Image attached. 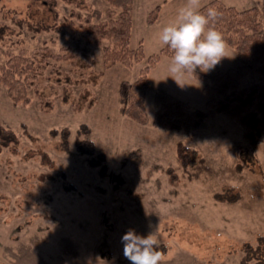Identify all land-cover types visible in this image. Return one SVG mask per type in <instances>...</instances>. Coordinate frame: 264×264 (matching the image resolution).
I'll return each mask as SVG.
<instances>
[{
  "label": "rangeland",
  "instance_id": "rangeland-1",
  "mask_svg": "<svg viewBox=\"0 0 264 264\" xmlns=\"http://www.w3.org/2000/svg\"><path fill=\"white\" fill-rule=\"evenodd\" d=\"M109 1L0 0V264H131L130 229L157 231L163 264H244L246 245L264 236L262 86L239 118L223 110L177 130L155 126L159 90L207 113L204 86L238 52L227 44L216 70L178 85L158 37L185 0H131L121 21L112 3L122 0ZM220 1L241 10L263 0ZM125 24L134 51L116 59ZM259 82L247 73L239 87ZM175 109L164 110L183 114ZM84 140L92 152H80ZM178 142L196 150L193 165L179 163Z\"/></svg>",
  "mask_w": 264,
  "mask_h": 264
},
{
  "label": "trees",
  "instance_id": "trees-1",
  "mask_svg": "<svg viewBox=\"0 0 264 264\" xmlns=\"http://www.w3.org/2000/svg\"><path fill=\"white\" fill-rule=\"evenodd\" d=\"M109 1V0H108ZM110 2V1H109ZM114 6H118L121 8L120 12V21L122 16H129L130 18V5L131 0H122L120 3L114 4ZM128 7V8H127ZM212 7L218 10L220 13L216 22L214 23V27L223 34V38L227 44L236 48L240 62L226 71L216 70L215 66V74L211 77L210 84H206L204 86V90L208 95L207 105L209 111L206 113L204 111L198 109H190V107L174 97L173 95L159 90L157 92V100H158V109L161 113L157 116L154 121V125L165 130H177L180 128H184L189 119H193L194 116H200L201 119H205L208 114H211L216 111H226V113L233 117L239 118L243 112V110L238 108V105L241 104L244 99H246L249 94L255 93L259 87L262 86V90L264 91V84L262 82L256 83L253 86L248 88H240L239 81L241 78L245 76L247 73H255L260 77L264 78V29L259 28L260 24L264 23V0L260 5L252 6L247 9H237L234 6H229L223 3L220 0H213L209 2L204 7L201 8V11H206L207 8ZM249 16L251 18H249ZM129 18L127 22L129 21ZM244 18V19H243ZM126 21V20H125ZM129 24V22H128ZM123 25L124 30V40L122 41V48L118 50L120 56L117 55L116 59H126L130 57L129 55L133 53V49H131L128 45L129 40V25ZM107 51L105 50L104 54L107 58ZM162 51L166 54H171L172 51L168 46H165ZM141 56V53H139ZM139 58V57H138ZM158 59V55H153L150 57V63L155 62ZM147 69L144 68L141 73V78L146 79ZM196 78L201 77V72L196 70L194 75ZM229 82L232 84L229 87H225V93L221 92L218 89L217 84L220 82ZM148 80L144 83V90L148 88ZM228 90L229 92H226ZM253 91V92H252ZM120 94L122 99L126 100L128 97V91L125 88H121ZM252 96V95H251ZM231 99V101H230ZM236 102V105H232L231 103ZM171 106L174 110H182L181 115H173L172 113H165V107ZM242 118V117H241ZM61 133L65 136L67 134L66 131H61ZM86 145V150H81L80 152L90 153L93 151L94 143L92 140H84L78 141V147H82V145ZM83 149V148H81ZM1 151V145H0ZM196 150L191 149L188 146L184 145L181 142L177 143V159L179 163L183 167H188L195 163L196 158ZM169 174V178L172 183L177 180L175 172L169 168L167 170ZM245 256H244V264H248L247 262L253 258L256 261L253 264H264V236L259 238V243L256 248L251 247L250 245H246ZM257 254V255H256Z\"/></svg>",
  "mask_w": 264,
  "mask_h": 264
},
{
  "label": "clouds",
  "instance_id": "clouds-1",
  "mask_svg": "<svg viewBox=\"0 0 264 264\" xmlns=\"http://www.w3.org/2000/svg\"><path fill=\"white\" fill-rule=\"evenodd\" d=\"M201 7V0H185L175 19L159 33L160 43L173 53L167 77L178 85H184L185 78L195 75L197 69L208 72L229 56L223 34L213 26L220 13L212 7L201 11ZM122 243L123 255L131 264H163L157 231L145 237L130 229Z\"/></svg>",
  "mask_w": 264,
  "mask_h": 264
},
{
  "label": "crops",
  "instance_id": "crops-1",
  "mask_svg": "<svg viewBox=\"0 0 264 264\" xmlns=\"http://www.w3.org/2000/svg\"><path fill=\"white\" fill-rule=\"evenodd\" d=\"M249 8V7H248ZM244 9H247V8H244Z\"/></svg>",
  "mask_w": 264,
  "mask_h": 264
}]
</instances>
